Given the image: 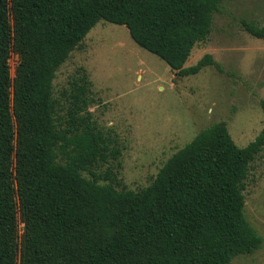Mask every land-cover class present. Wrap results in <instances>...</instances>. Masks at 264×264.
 <instances>
[{
	"label": "trees",
	"instance_id": "16d2710c",
	"mask_svg": "<svg viewBox=\"0 0 264 264\" xmlns=\"http://www.w3.org/2000/svg\"><path fill=\"white\" fill-rule=\"evenodd\" d=\"M223 1L0 0V264H233L261 248L244 191L264 127L239 146L216 122L135 191L119 177V141L89 109L97 99L85 69L62 91L65 104L53 90L59 67L103 19L180 76L217 65L207 53L184 66ZM243 26L264 38V26Z\"/></svg>",
	"mask_w": 264,
	"mask_h": 264
},
{
	"label": "rangeland",
	"instance_id": "374dc122",
	"mask_svg": "<svg viewBox=\"0 0 264 264\" xmlns=\"http://www.w3.org/2000/svg\"><path fill=\"white\" fill-rule=\"evenodd\" d=\"M244 20L264 26V0H224L211 33L194 45L184 66L207 53L217 65L187 76L140 47L125 25L100 20L57 70L54 96L65 104L62 91L85 69L97 99L89 108L93 118L122 149L119 177L140 190L202 129L224 121L245 146L264 127V38L248 33ZM9 62L14 77L18 55ZM60 114L67 117L66 110ZM246 186L245 216L264 238V150L251 164ZM233 264H264V241Z\"/></svg>",
	"mask_w": 264,
	"mask_h": 264
}]
</instances>
